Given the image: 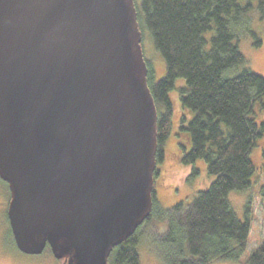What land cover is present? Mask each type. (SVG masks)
Here are the masks:
<instances>
[{"label":"water","instance_id":"95a60500","mask_svg":"<svg viewBox=\"0 0 264 264\" xmlns=\"http://www.w3.org/2000/svg\"><path fill=\"white\" fill-rule=\"evenodd\" d=\"M142 40L135 0H0V178L21 252L109 264L151 216Z\"/></svg>","mask_w":264,"mask_h":264},{"label":"trees","instance_id":"16d2710c","mask_svg":"<svg viewBox=\"0 0 264 264\" xmlns=\"http://www.w3.org/2000/svg\"><path fill=\"white\" fill-rule=\"evenodd\" d=\"M135 4L149 87L158 109L157 163L164 160L165 145L174 128L169 94L176 81L184 78L181 100L192 117L180 129L185 136V144L179 146L182 161L193 165L202 160L208 173L216 176L210 187L163 213L154 188V209L145 224L154 217L162 223L155 249L166 264L238 261L249 242L252 201L242 221L229 194L251 187L256 165L250 155L264 134L257 111L264 109V77L248 67L239 47L241 28L249 30L245 15L254 6L250 2L242 5L241 0H135ZM260 10L264 18V0H260ZM146 29L165 60L167 72L158 82L153 81L150 54L145 53ZM251 34L256 37L254 31ZM260 44L257 40L256 45ZM142 227L113 249L109 264H141L138 245ZM247 264H264V243Z\"/></svg>","mask_w":264,"mask_h":264},{"label":"rangeland","instance_id":"374dc122","mask_svg":"<svg viewBox=\"0 0 264 264\" xmlns=\"http://www.w3.org/2000/svg\"><path fill=\"white\" fill-rule=\"evenodd\" d=\"M248 2L253 4L254 10L245 15V18L249 20V30L241 28L242 36L239 47L247 59L248 67L264 77V18L260 10V0H241L242 5ZM251 31L256 33V37L251 34ZM144 36L145 53L150 54L151 59L153 81L158 82L167 72L165 60L156 49L149 30H145ZM206 36L210 39L212 32ZM257 40L261 41L258 46L256 45ZM185 86L186 80L180 78L169 94L173 104L174 128L165 145L164 160L158 167L160 175L156 183L155 197L160 213L175 206L178 202L194 198L199 191L210 187L216 179V176L208 173L204 161L198 160L193 165L184 164L182 161L178 147L180 144H185V136L180 129L184 122L192 117L191 112L184 109L181 100V89ZM257 111L261 116L260 120L264 123V109L258 108ZM250 157L256 165V173L251 187L245 192L233 191L229 194V201L242 221L246 220V206L252 201L251 233L246 252L238 261L217 260L213 264H247L248 259L264 243V134L257 141ZM10 200L9 185L0 178V264H62L61 260L53 255L50 247H47L42 254L36 255L25 254L17 248L8 216ZM142 226L144 231L140 233L138 245L141 264H166L155 249V239L163 229L162 223L158 217H154Z\"/></svg>","mask_w":264,"mask_h":264},{"label":"flooded vegetation","instance_id":"af4514ba","mask_svg":"<svg viewBox=\"0 0 264 264\" xmlns=\"http://www.w3.org/2000/svg\"><path fill=\"white\" fill-rule=\"evenodd\" d=\"M188 121V119L186 120V122ZM186 148L188 147V146H185ZM179 148V147H178ZM180 149V148H179ZM180 153H181V149H180ZM159 164L160 163H157V168H156V170L158 169V167H159ZM160 175V173L158 172V176ZM158 176H157V178H156V176H155V184H154V188H155V196H156V190H157V188H156V183H157V181H158ZM153 209H154V207H153ZM61 260V262H62V264H66V261L64 260V259H60Z\"/></svg>","mask_w":264,"mask_h":264}]
</instances>
